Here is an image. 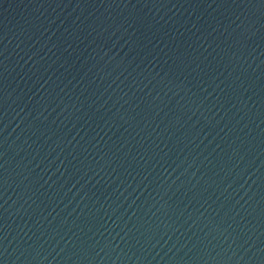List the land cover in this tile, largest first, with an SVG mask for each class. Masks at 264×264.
<instances>
[{
    "label": "water",
    "instance_id": "95a60500",
    "mask_svg": "<svg viewBox=\"0 0 264 264\" xmlns=\"http://www.w3.org/2000/svg\"><path fill=\"white\" fill-rule=\"evenodd\" d=\"M0 264H264V0H0Z\"/></svg>",
    "mask_w": 264,
    "mask_h": 264
}]
</instances>
